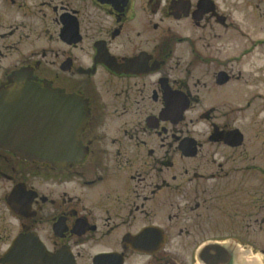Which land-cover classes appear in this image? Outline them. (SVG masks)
Instances as JSON below:
<instances>
[{
	"label": "flooded vegetation",
	"instance_id": "flooded-vegetation-1",
	"mask_svg": "<svg viewBox=\"0 0 264 264\" xmlns=\"http://www.w3.org/2000/svg\"><path fill=\"white\" fill-rule=\"evenodd\" d=\"M35 89L70 148L0 141V264H256L264 0H0V108Z\"/></svg>",
	"mask_w": 264,
	"mask_h": 264
},
{
	"label": "water",
	"instance_id": "water-1",
	"mask_svg": "<svg viewBox=\"0 0 264 264\" xmlns=\"http://www.w3.org/2000/svg\"><path fill=\"white\" fill-rule=\"evenodd\" d=\"M41 94L38 90H34V95ZM43 102L41 95L34 101L35 110L32 113H27L25 108L23 110L0 108V141L6 145L4 147L30 160L53 159L62 150L65 152L69 150V146L56 145L63 138L64 142H69L71 133L61 131L54 123L59 118L56 113L54 114L56 110L50 109L49 114L43 117L40 108ZM59 102L61 103L58 97L50 93L47 103L58 105Z\"/></svg>",
	"mask_w": 264,
	"mask_h": 264
},
{
	"label": "rangeland",
	"instance_id": "rangeland-1",
	"mask_svg": "<svg viewBox=\"0 0 264 264\" xmlns=\"http://www.w3.org/2000/svg\"><path fill=\"white\" fill-rule=\"evenodd\" d=\"M258 239H259V241L261 239H263V242H259V245L257 247V253L252 256V259H254V258L259 256V259L261 261V259L263 260V258H262V255H263L262 254V250H264V231H258ZM260 243H262V244H260ZM260 261H259V263H260Z\"/></svg>",
	"mask_w": 264,
	"mask_h": 264
},
{
	"label": "bare ground",
	"instance_id": "bare-ground-1",
	"mask_svg": "<svg viewBox=\"0 0 264 264\" xmlns=\"http://www.w3.org/2000/svg\"><path fill=\"white\" fill-rule=\"evenodd\" d=\"M252 261H253L254 263H256V264H264L262 259H261L262 262L260 261L259 256L256 257V258H254ZM259 261H260V263H259Z\"/></svg>",
	"mask_w": 264,
	"mask_h": 264
}]
</instances>
